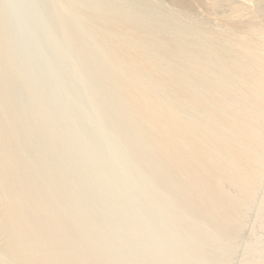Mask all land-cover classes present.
<instances>
[{"label":"rangeland","instance_id":"374dc122","mask_svg":"<svg viewBox=\"0 0 264 264\" xmlns=\"http://www.w3.org/2000/svg\"><path fill=\"white\" fill-rule=\"evenodd\" d=\"M63 2L0 0V264H264V144L251 181L221 141L196 175Z\"/></svg>","mask_w":264,"mask_h":264},{"label":"bare ground","instance_id":"6f19581e","mask_svg":"<svg viewBox=\"0 0 264 264\" xmlns=\"http://www.w3.org/2000/svg\"><path fill=\"white\" fill-rule=\"evenodd\" d=\"M64 2L92 17L108 64L127 81V98L155 124L164 152L198 175L211 170L210 145L221 141L237 176L254 175L264 144V0ZM217 127L227 137L217 136ZM175 139L184 141L182 149ZM208 173L199 174L206 180Z\"/></svg>","mask_w":264,"mask_h":264}]
</instances>
